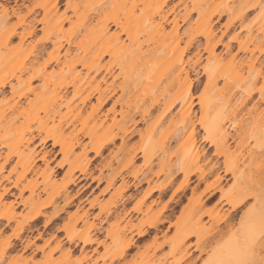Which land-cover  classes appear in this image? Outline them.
<instances>
[{
  "label": "rangeland",
  "instance_id": "obj_1",
  "mask_svg": "<svg viewBox=\"0 0 264 264\" xmlns=\"http://www.w3.org/2000/svg\"><path fill=\"white\" fill-rule=\"evenodd\" d=\"M66 1L61 0L59 7L53 9L52 0H5L18 12L15 18H9L8 27L23 32L25 25L34 18L36 30L22 41L19 36L15 37L7 46L0 34V72L16 66L15 62L1 63L2 56L8 52L18 51L23 56L44 47L40 61L51 55L60 59L47 70L55 71L54 83L49 87L56 83L63 97L52 104L45 95L35 96L29 89L35 87V92H39L40 80L19 87L18 92L26 93L25 99H21L26 101L25 110L18 119L21 125L12 136L5 133L7 116L0 111V135L6 142V145L0 144V166L4 165L1 176H8L10 183L20 178L26 185L20 197L18 189L12 188L14 196L7 195L3 202L16 199L32 200L37 205L49 201L54 204L43 209L46 217H41L33 232L28 234L34 245L21 258L16 259L15 252L2 254L8 241L17 243L13 239L14 228H7L0 234V264H196L197 261L204 264L210 257L215 258L216 245L242 237L250 216L255 217L259 226L262 205L257 194L264 149L258 129L264 124V103L252 110L251 101L240 109L238 95L247 84L237 82L236 62H242L245 77L252 71V65L243 58L249 56V52L235 55L237 46L232 38L237 33L243 38L249 28L256 33L264 22V10L254 7L246 15L239 16L242 10L238 0H167L165 4L169 19L176 16L182 34L188 23L192 24L190 33L198 32V13L193 7L201 3L204 12L216 21V39L221 36L223 42L232 44L228 52L223 46L215 49L219 75L213 93L215 105L221 116L234 124V128L228 130L230 136L226 144L220 147L221 156L217 157L213 154L215 148L203 142L204 131L199 125V101L204 96L205 83L201 68L206 53L200 51L202 58L195 62V44L185 49V42L173 43L169 50L155 58V63L149 67L150 74L145 77L135 75V71L144 72V60L149 57L144 53L140 55V60L133 63V80L138 85H130L129 94L116 104L117 125L106 131V125L112 124V113L106 121L104 115L114 98L104 105H99L95 97L86 98L87 69L83 66L89 61L92 45L94 42L98 45L96 41L102 36L103 18H85V14L96 15L97 0H70L68 5ZM37 4L43 7L35 8ZM129 4L128 0H119L110 13L128 12ZM229 7L234 9L230 11ZM185 11L190 12L186 18ZM62 16L66 17L64 21H61ZM145 25L139 7L135 8L127 23V33H141ZM171 25L166 23L165 29L170 30ZM226 25H229L227 29ZM114 29L111 26L109 32ZM127 33H120V40L125 43L129 42ZM258 36L246 42L248 49L253 50L254 68L264 66V61L256 63V55L264 49L263 37ZM139 39L143 51L153 48L152 39L144 40L141 34ZM57 40L63 44L59 50L53 46V41ZM106 42L108 45L99 47L98 52H108L120 45ZM180 55L194 79L192 124L182 115L178 86L170 82L174 72L170 61ZM108 58L105 54L104 60ZM114 70V74L119 71ZM117 79L120 81L121 77ZM260 84L262 81L258 80L255 89L260 88ZM8 90L6 87V95L0 94V102L7 100ZM120 111L132 115V119L123 118ZM115 132L119 138L114 143L107 148L99 147ZM30 133L35 136L34 140L28 146L20 144L18 136ZM45 136L47 141L42 146L40 138ZM202 148L205 155H202ZM32 149L40 153L32 154ZM43 151L48 153L41 158ZM134 153L136 156L130 161ZM32 160V169L25 172ZM178 163L184 172L169 178L168 171ZM213 164L218 165L221 175L225 170H233L236 175L224 174L225 179L219 185L216 174L210 173ZM119 172L123 175L112 178ZM189 173L192 175L187 177ZM146 175L149 179L143 180ZM70 176L79 179L75 184H68ZM253 205L255 209L250 213ZM4 210L0 204V212ZM29 210L28 205L21 204L15 209L21 214ZM54 213L58 216L52 219ZM48 218L50 222L45 225L44 220ZM185 233L190 234L189 238L175 249ZM128 241L132 245L123 254L122 247ZM24 242L23 239L21 243Z\"/></svg>",
  "mask_w": 264,
  "mask_h": 264
},
{
  "label": "bare ground",
  "instance_id": "obj_2",
  "mask_svg": "<svg viewBox=\"0 0 264 264\" xmlns=\"http://www.w3.org/2000/svg\"><path fill=\"white\" fill-rule=\"evenodd\" d=\"M61 0H52L53 9H57L59 7V3ZM119 0H97L98 5L94 7H98V11L96 15L93 17L92 15L85 14L86 19H94L96 20L103 18V23L101 24L102 28V36L98 37V41L92 45V53L89 58V61L83 63V66L87 69L85 83L87 86V94L86 98L95 97L97 103L99 105H104L112 100L111 106L107 109V113L104 115V121L109 118V113H112L110 120L112 124L106 125V131L112 130L113 125H117L115 119L116 104L119 103L124 97H126L131 91L128 89L130 85L135 87L138 85V82L133 80L134 76V68L133 63L135 60H140V55L147 54L148 58L144 60V72L135 71V75L148 76L150 74V69L154 63L155 58L160 54L170 49V45L175 43V45H179L181 42H185V49L194 46L197 49L196 52V61H199L202 58V55L199 53L200 51H204L206 53L205 63L202 66V73L205 75V83H204V96L200 99V119L199 125L200 128L204 131L203 142L208 143L209 146L214 147L213 154L217 157L221 156L220 147L227 142V138L230 136L228 130L234 128V124L225 120L223 116L220 114V109L216 107L214 101V88L216 86L219 75L217 74V60L218 54L215 49L217 46H223L225 52H228L232 49V44L230 42H223L222 37H218L216 39V21L211 18L206 12H204L201 3H198L193 9L198 13V19L196 20V26L198 27L197 33H190V29L192 28V24L188 23L187 28L182 32L185 36L179 33L178 23L176 16L172 19H169V11L165 10V4L167 0H128L130 1L131 9L128 12L123 14H114L110 13V9L113 8ZM15 3V2H14ZM65 3L68 5L70 0H67ZM238 5H241L242 13L239 16L246 15L247 11L254 7H261L264 10V0H238ZM139 7L140 16L144 19L146 23L145 26L141 28V33H133L128 32V20L134 14V9ZM134 8V9H133ZM234 7H229V10H233ZM30 11V10H29ZM30 12H33L31 10ZM189 12V11H188ZM187 11H185V18L188 16ZM18 12L16 11V14ZM264 16V11H263ZM10 17L7 19L9 20ZM65 16H62L61 21L65 20ZM262 18V17H261ZM171 23V29L166 30L165 24ZM36 20L33 18L30 20L24 27L23 32H18L15 27H8L5 18L0 17V34L1 37H4V45H9L15 37L20 38L22 41L23 38L33 34L36 30ZM6 28L4 29V27ZM111 26H114L115 29L110 33ZM229 25H226V29ZM256 33L253 32L252 29H246V34L243 38L240 37V33H237L232 41L236 43L237 49L235 55L238 53H250L249 56H244L243 58H247L252 65V71L248 73L245 77L242 72V62H236V70L234 71L235 78H237V82L242 84H247L246 87H242L240 93L238 95V103L240 109L245 108L248 103L252 101L251 109L255 110L260 103H264V97L261 96L260 88L255 89L254 85L258 80L262 81L264 84V75H261L262 67H255L252 61L253 50H249L246 46V42L254 41L260 37H263L264 41V22L259 26ZM120 33H127V38L129 40L128 43L120 40ZM144 36V40L152 39L154 44L153 48L142 50L141 41L139 39V35ZM104 39H101L103 38ZM203 40V41H202ZM106 41H112L116 45L120 44L119 47L108 50V52H98V48H102L105 45H108ZM53 46L56 50L63 48V44L60 41H53ZM111 47V46H110ZM112 48V47H111ZM44 47L38 49L37 51H31L29 54H25L20 56L18 51L8 52L1 58L2 64H7L11 62H15L16 66L12 69L6 70L4 72H0V94L6 95L5 88L8 87V98L4 102H0V111L2 115L7 116L6 124H5V133H8V136H12V132H14L17 127L21 125L20 116L25 110V102L21 101L22 97L25 99L26 93L18 92V88L29 83L32 80H40L41 82L38 84L39 92H35V87L29 89L30 92L34 93L35 96H47V100L52 104H55L58 100H61L63 95H59V91L57 90L56 83L52 88L49 87L52 82V77L55 75V71L53 69L47 70L53 64H58L60 59L57 55H51L48 58H44V60L40 61L41 53L43 52ZM108 55L109 60H104V55ZM240 59V58H239ZM242 59V61L244 60ZM264 61V49L259 51V54L256 55V63L262 64ZM75 66V65H74ZM72 71H74V67ZM171 70L173 72V76H171V84L177 85L178 90L181 95V112L184 115V118L190 121L192 124V100H191V91L194 86V79L190 77L189 71L187 69V63L183 58V55H180L177 59L174 58L170 61ZM118 69V73L114 74V69ZM73 73V72H72ZM29 74V77L27 75ZM74 74V73H73ZM121 77V80L118 81L117 78ZM198 83V82H197ZM74 92H77L78 88L76 84H73ZM119 92V94H118ZM118 94L117 97L115 95ZM256 96V97H255ZM23 102V103H22ZM123 114V118L132 119V115L125 113L124 111H120ZM49 119V117H48ZM261 129H264V124L258 129V133H260ZM192 134V132H191ZM190 134V135H191ZM19 137L20 144H26L27 146L31 143L35 136L30 133L28 136L22 134ZM118 133L115 132L110 136H107L103 143L99 146L102 148H107L110 144L114 143L116 139H118ZM47 141V137L40 138V144L44 146ZM0 144L6 145V142L3 141V137L0 135ZM198 153V151L196 150ZM202 155H205L206 151L201 149ZM40 153V151H36L32 149V154ZM48 152H41V158L44 157ZM136 154L134 153L130 157V161H133ZM34 160V159H33ZM26 167L25 172L32 169V163ZM7 161L5 159L4 163ZM126 168V167H125ZM4 169V165L0 166V204L5 207L3 212H0V234L7 228L13 227V239H16V242L8 241L3 247V256L7 255V253L15 252L16 259L21 258L22 254L27 250H31L32 245H34V240L29 236V233H32L37 221L41 217H46L43 209L49 205H54L52 201H49L42 205H37L36 202L32 200H9L3 202L7 195L14 196L12 192V188L18 189L19 197L21 196L23 190L26 188L25 184L21 183L20 178H17L15 181L10 183V179L8 176H1L2 171ZM125 170V169H124ZM122 170V172L124 171ZM219 167L216 164H213L210 168V173L216 174V182L219 184L222 180L225 179L224 174L230 173L232 176H235V172L233 170H225L224 174L221 175L219 172ZM119 172L116 175H113L112 178H116L115 176H122L123 173ZM177 172H184L183 168L180 167V164H176L173 169L168 171V177L173 178ZM192 175V173L188 174L187 177ZM133 177L138 179L136 174H133ZM149 175L143 176V180H148ZM78 176H70L68 178V184H75L78 180ZM4 182L10 183L5 184ZM220 185V184H219ZM220 190V189H219ZM244 199H242L243 201ZM28 205L30 210L24 214L18 213L15 209L19 205ZM58 212V211H56ZM58 213H54L53 218H56ZM50 222V218L44 220V224L46 225ZM157 222V221H156ZM156 222L150 225L151 227L156 225ZM158 223V222H157ZM29 234V235H28ZM141 235V232L137 233ZM40 235V233H38ZM190 234L185 233L180 237L177 242L175 249H179L182 244L189 238ZM24 239V244L21 241ZM35 239V238H34ZM93 242V241H92ZM20 247H19V246ZM131 242H126L122 247L123 254L131 247ZM39 249V248H35ZM34 250V249H33ZM20 252V253H19ZM35 252V251H34ZM34 253L32 252V255Z\"/></svg>",
  "mask_w": 264,
  "mask_h": 264
},
{
  "label": "snow or ice",
  "instance_id": "obj_3",
  "mask_svg": "<svg viewBox=\"0 0 264 264\" xmlns=\"http://www.w3.org/2000/svg\"><path fill=\"white\" fill-rule=\"evenodd\" d=\"M34 7L39 8L43 7V5L37 4ZM29 10L31 11L32 8ZM16 11V7L6 4L5 0H0V17L5 18L7 23L11 22L7 19L8 17L15 18ZM260 74L264 75V66H262ZM260 93L264 97V84H260ZM185 135H187V132H185ZM259 139L261 147L264 149V129H261ZM261 155L264 156V150H262ZM259 176L260 192L257 196L262 205L259 215V226H257L255 217L250 216L243 236L238 237L235 241L217 244L213 249L215 258L210 257L204 261V264H264V164L260 167ZM253 183H255V180H253ZM254 209L255 205H253L252 209H249V212L252 213ZM118 264H121V262H118ZM196 264H199V261Z\"/></svg>",
  "mask_w": 264,
  "mask_h": 264
}]
</instances>
